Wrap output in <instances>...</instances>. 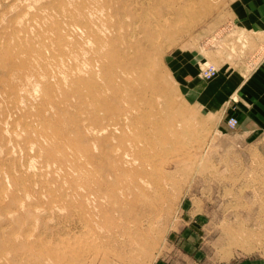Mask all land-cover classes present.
I'll list each match as a JSON object with an SVG mask.
<instances>
[{"label": "rangeland", "instance_id": "obj_1", "mask_svg": "<svg viewBox=\"0 0 264 264\" xmlns=\"http://www.w3.org/2000/svg\"><path fill=\"white\" fill-rule=\"evenodd\" d=\"M55 1L0 0V264L264 260V130L244 138L235 132L237 126L223 129L218 116L206 113L189 94L187 68L186 77L182 73L188 65L209 81L201 76L206 64L217 73L220 65L244 73L255 66L264 50V32L246 36L234 27L244 9L239 0H106L113 25L102 65L106 60L117 70L140 63L142 68L129 77L123 98L104 93L110 103L100 105L96 119L85 84L80 96L67 82V89H59L57 83L74 70L72 60L64 68L23 61L36 50L50 55L47 43L53 45L60 36L70 40L63 53L82 48L77 64L92 62L81 23L68 12L59 13L64 5L83 8L90 0ZM44 83L52 87L48 93ZM125 115L126 132L113 131ZM42 125L54 138L23 132ZM14 129L20 135H12ZM138 178L148 183L136 186ZM86 189L89 198L79 195ZM93 195L101 199L91 201Z\"/></svg>", "mask_w": 264, "mask_h": 264}, {"label": "bare ground", "instance_id": "obj_2", "mask_svg": "<svg viewBox=\"0 0 264 264\" xmlns=\"http://www.w3.org/2000/svg\"><path fill=\"white\" fill-rule=\"evenodd\" d=\"M43 0H41V2H42ZM58 1V0H57ZM57 1H55V2H57ZM78 1V0H77ZM100 1V0H99ZM98 0H90L89 2H88V0H86V2H88V3H90V4H87L86 6H84L83 8H82V4H81V6L80 5H78V6H76L75 8H73V9H69L68 7H67V5H64V7H65V9L64 10H61V12H59V13H61L62 15H64V14H68L69 16H70V14H71V17H72V19L74 18L75 20H77L76 22L77 23H81V25L83 26L82 27V29H83V32H84V34H86V40H85V43H86V46L89 48V47H91V49H92V51H91V53H93V57H92V62H90L89 63V65L87 66L86 64V66H83L80 62H79V64H77V58H78V55L80 56V54H81V51H82V48H76L75 49V47L74 46H72V47H74V49H72L71 51H66V52H62V49H64V47L65 46H67L68 44H70V40L67 38V37H60V36H57V40H56V42H54V44L52 45V43L50 42V44H48L47 43V47L51 50V53H50V55H48V56H44L43 55V53H41V52H39L38 54H37V50H36V54H35V52H34V54L32 53V54H28L24 59L25 60H23L24 62H26V61H28V62H30V65H32V63H34V65H35V62H37V60H39L40 62L41 61H43L44 60V66H46V64L47 65H49V66H47V67H50L51 65H52V68H53V66H54V68H56L55 66H57V65H60L61 66V68L63 67L64 68V66H65V64L67 63V60L68 59H70V60H72V62H73V69L74 70H66L67 72L66 73H68L67 74V76L66 75H64L63 77H65L64 79L63 78H61V74L59 75V73H58V75L60 76H58L59 78H61V79H63V82H62V80L61 81H59V82H61V83H57V84H59V89H64V88H68L67 87V83H68V85L71 87V91H73V88H77V89H79V90H74V93L73 94H76V95H82V93H83V91H81L80 90V87L82 88V84H85V87L87 88V92H86V94L88 93L92 98H93V101H94V106H95V108H94V110H93V115L95 114L96 116L94 117L95 119L99 116V110H102L101 108H100V105L101 104H109L110 102H107V99H106V95L104 94L105 92H107L108 90H110V91H112L113 92V95L115 96L114 97V100H116V99H121V98H123L124 97V93L126 92V91H128L129 90V86H130V81H129V77L133 74V72L135 71V69H137V67L138 68H140V66H141V68H142V63H140V64H138L134 69H130L129 68V65L128 66H122L121 65V69H119V70H117L118 69V67H117V69L116 68H113L114 66H116V65H110V64H108L107 62H106V60H105V65H102V63H101V57L102 58H104V57H106V56H103V55H101V54H106L107 52H106V47H108L107 46V41L108 40H106V38L108 37L107 36V34H108V31L110 30L109 29V26H111V25H113L112 24V22H111V20H112V17L111 16H113V15H110L111 14V12H109L108 11V9L109 8H107V3H106V0H103L102 2H99ZM40 2V1H39ZM54 2V1H53ZM59 2V1H58ZM65 1H63V3H64ZM83 2H84V0H83ZM82 2V3H83ZM30 3V2H29ZM46 3V2H45ZM68 3V2H67ZM76 3H78V2H76ZM85 3V2H84ZM37 4V3H36ZM86 4V3H85ZM98 4V5H97ZM38 5H39V3H38ZM42 5V4H41ZM48 5H50V4H48ZM93 5H94V7H93ZM30 6V5H29ZM28 6V7H29ZM73 6V5H72ZM31 7V6H30ZM30 7L29 8H27V11H28V9L30 10ZM48 7H50V6H48ZM48 7H46L45 9H47ZM60 7V6H59ZM39 8H41V7H39ZM32 9V8H31ZM43 10H44V8H42ZM53 8H50V11L52 10ZM61 9V8H60ZM106 10V12H104L103 10ZM48 10V9H47ZM99 10V11H98ZM23 11H24V8H23ZM22 11V12H23ZM26 11V10H25ZM25 11H24V13H25ZM27 11H26V13H27ZM49 11V10H48ZM104 12V16L105 17H102V15H101V12ZM108 11V12H107ZM41 12H43V11H41ZM47 12V11H46ZM68 12V13H67ZM52 13V12H51ZM22 14V13H21ZM32 14V13H31ZM42 14H44V12L42 13ZM46 14V13H45ZM55 14V13H54ZM54 14H53V20H54ZM58 14V13H57ZM33 15V14H32ZM36 16V15H35ZM38 16V15H37ZM49 16V15H48ZM57 16H59V15H57ZM19 17H20V15H19ZM26 18H27V15L25 16ZM42 17V16H41ZM50 17V16H49ZM64 17V16H63ZM67 17V16H66ZM111 17V18H110ZM40 18V17H39ZM43 18H44V16H43ZM51 18V17H50ZM58 18H60V17H58ZM68 18H70V17H68ZM15 19V18H14ZM20 19H21V17H20ZM23 19V18H22ZM114 19V18H113ZM24 20H25V18H24ZM28 20V19H27ZM36 20H38V18L37 19H35V21ZM48 20V19H47ZM52 20V19H51ZM61 20V19H60ZM70 19H68V21H69ZM15 21V20H14ZM17 21H19V24H20V20L18 19ZM16 21V22H17ZM23 21V20H22ZM34 21V20H33ZM46 21V20H45ZM116 21V20H115ZM16 22H15V24H16ZM27 22V21H26ZM26 22H25V25H26ZM51 22V21H50ZM64 22V21H63ZM75 22V23H76ZM14 23V22H13ZM28 23V22H27ZM43 23V22H42ZM45 23V22H44ZM65 23V22H64ZM74 23V21L72 22V24L71 25H74L73 24ZM18 24V26H20ZM66 24H67V22H66ZM17 25V24H16ZM44 25H46V24H44ZM80 25V26H81ZM24 26V25H23ZM42 26V25H41ZM61 26V25H60ZM68 26V25H67ZM66 26V27H67ZM78 26V25H77ZM104 26V27H103ZM117 26V25H116ZM39 28H40V26H38ZM21 28V27H20ZM24 28V27H23ZM26 28V27H25ZM33 28V27H32ZM57 28V27H56ZM65 28V27H64ZM120 28V27H119ZM19 29V28H18ZM29 29V28H28ZM59 29V28H58ZM76 29V28H75ZM79 28H77V30H78ZM81 29V28H80ZM127 29V28H126ZM27 30V29H26ZM70 29H68V31H69ZM77 30H75V31H77ZM44 31H45V28H44ZM65 31V30H64ZM72 31V30H71ZM12 32V31H11ZM17 32H18V30H17ZM16 32V33H17ZM19 32H20V30H19ZM70 32V31H69ZM110 32V31H109ZM15 33V32H14ZM21 33V32H20ZM25 33V32H24ZM38 33V31H36V33L35 34H37ZM66 33V32H65ZM64 33V34H65ZM73 33V32H72ZM26 34V33H25ZM111 34V33H110ZM127 34V33H126ZM13 35V34H12ZM15 35V34H14ZM17 35V34H16ZM66 35H67V33H66ZM73 35V34H72ZM72 35H71V37H72ZM26 37H27V35H25ZM30 36V35H29ZM7 37V36H6ZM48 37V36H47ZM60 37V38H59ZM81 37H82V35H81ZM18 38V37H17ZM20 38H21V36H20ZM22 38H23V36H22ZM37 38V37H36ZM52 38H53V36H52ZM80 38V37H79ZM10 39V38H9ZM25 39V38H24ZM50 39V38H49ZM26 40V39H25ZM48 40V39H47ZM71 40H73V38L71 39ZM10 41H12V40H10ZM17 41V40H16ZM16 41H15V44H16ZM37 41V40H36ZM51 41V40H50ZM9 42V41H8ZM13 42V41H12ZM21 42H23V40L21 39ZM48 42H49V40H48ZM117 42V41H116ZM115 42V43H116ZM32 43V42H31ZM56 43V44H55ZM91 43H93V46H91L90 44ZM122 43V42H121ZM14 44V45H15ZM11 45V44H10ZM25 45V44H24ZM30 45V44H29ZM32 45V44H31ZM82 45H84V43L82 44ZM90 45V46H89ZM121 45V44H120ZM13 46V45H12ZM21 46V45H20ZM26 46V45H25ZM53 46H57L59 49H60V53H56L55 52V49H57V47H53ZM78 46V45H77ZM110 46V45H109ZM126 46V45H125ZM1 47H3L2 45H1ZM5 47V46H4ZM11 47V46H10ZM31 47V46H30ZM9 48V47H8ZM85 48V47H84ZM129 48H131V47H129ZM128 48V49H129ZM30 49V48H29ZM28 49V50H29ZM90 49V50H91ZM11 50H12V48H11ZM15 50V49H14ZM23 50V49H22ZM34 50V51H35ZM44 50H46V48L44 49ZM43 50V51H44ZM125 50V49H124ZM16 51V50H15ZM17 51H18V49H17ZM64 51V50H63ZM84 51V50H83ZM86 51V50H85ZM107 51H109V49L107 50ZM119 51H120V49H119ZM21 52V51H20ZM23 52H24V50H23ZM31 52H32V50H31ZM45 52V51H44ZM62 52V53H61ZM124 52V51H123ZM13 53V52H12ZM15 53V52H14ZM27 53H28V51H27ZM48 54V53H47ZM90 54V53H89ZM89 54H87V55H89ZM15 55V54H14ZM23 55V54H22ZM25 55V54H24ZM23 55V56H24ZM114 55V54H113ZM12 56H13V54H12ZM91 56H92V54H91ZM117 56V55H116ZM129 56V55H128ZM127 56V57H128ZM130 56H131V54H130ZM130 56L128 57L129 58V60L131 59L130 58ZM137 56H139V55H137ZM5 57V56H4ZM16 57H18L17 55H16ZM107 58V57H106ZM111 58V57H110ZM127 58V59H128ZM33 59H36V61L34 62L33 61ZM109 59V58H108ZM12 60V59H11ZM14 60V59H13ZM104 60V59H103ZM123 59L121 58V61H122ZM17 61H18V59H17ZM83 61H84V59H83ZM87 61V60H86ZM112 61V60H111ZM120 60H119V62H121ZM12 62V61H11ZM45 62H46V64H45ZM69 62V61H68ZM116 62V61H115ZM125 62H130V61H125ZM19 63H20V60H19ZM85 63V62H84ZM88 63V62H87ZM113 63V62H112ZM13 63H11V65H12ZM38 63H36V65H37ZM80 64H81V66H80ZM123 64V63H122ZM14 65V64H13ZM67 65H68V67H69V64L67 63L66 64V66L65 67H67ZM38 67L40 66L39 64L37 65ZM43 66V67H44ZM118 66V65H117ZM12 67V66H11ZM58 67V66H57ZM134 67V66H133ZM16 68V67H15ZM60 68V69H61ZM39 69H40V67H39ZM46 69V68H45ZM144 69V68H143ZM142 69V70H143ZM14 70V69H13ZM31 70H33V71H35L34 69H31ZM47 70H50L49 68L48 69H46V71ZM39 71H42V70H39ZM45 71V72H46ZM53 71V70H52ZM57 71H58V69H57ZM137 71V70H136ZM145 71V70H144ZM9 73H10V69H9V71H8ZM45 72H43V73H45ZM37 73H38V70H37ZM36 73V74H37ZM61 73V72H60ZM141 73H142V71H141ZM140 73V75L138 76L139 78H141V80L143 81L145 78H143V73L141 74ZM54 74V73H53ZM64 74H65V71H64ZM139 74V73H138ZM85 75H86V77H85ZM10 76V75H9ZM40 76V75H39ZM43 76H45L44 74H43ZM46 76H47V73H46ZM53 76V75H52ZM57 76V75H56ZM55 76V77H56ZM48 77V76H47ZM46 77V78H47ZM49 77H50V73H49ZM39 78H42V77H39ZM146 79H148V78H146ZM211 79V78H210ZM40 80V79H39ZM54 80V79H53ZM52 80V82H54ZM56 80V79H55ZM134 80V79H133ZM43 81V80H42ZM57 82V81H56ZM64 82H67V83H65L66 84V86H64L63 87V84H64ZM136 82V81H135ZM137 83V82H136ZM39 84V83H38ZM45 84V83H44ZM64 84V85H65ZM134 84V83H133ZM56 86H58V85H56ZM39 88H40V86H38ZM43 87H44V91L46 92V93H48L49 91H50V88H52L50 85H48V84H45V85H43ZM43 87H42V89H43ZM70 87H69V89H70ZM15 88H16V86H15ZM39 88H38V90H39ZM131 88V87H130ZM23 89V88H22ZM84 89V88H83ZM133 89V88H132ZM131 89V90H132ZM35 90L37 91V88L35 87ZM55 90H58V89H56L55 88ZM65 90V89H64ZM63 90V91H64ZM85 90V89H84ZM68 91V90H67ZM66 91V92H67ZM78 91H80V92H78ZM82 92V93H81ZM85 92V91H84ZM24 93V92H23ZM33 93H35V92H33ZM39 93V92H38ZM65 93V92H64ZM109 93V92H108ZM79 95V96H80ZM20 98V97H19ZM18 98V99H19ZM38 98V97H37ZM62 98V97H61ZM111 98V97H110ZM76 99V98H75ZM23 100V99H22ZM20 101H21V99H20ZM14 103H12V105H13ZM47 104V103H46ZM15 105V104H14ZM84 105H85V103H84ZM92 105V106H93ZM93 106V107H94ZM53 109V108H52ZM44 112V111H43ZM47 114V113H46ZM88 115H89V113H88ZM44 118V117H43ZM42 121V120H41ZM123 122L120 124V125H117V123H116V125L115 126H113L112 127V130L113 131H117L118 129H119V132L121 133V134H124L125 132H126V126L124 125L125 123H127V121H128V116L127 115H125L124 116V120H122ZM238 122V121H237ZM37 123V122H36ZM42 123V122H41ZM2 124V123H1ZM16 124V123H15ZM29 124V123H28ZM3 125V124H2ZM17 125V124H16ZM15 125V126H16ZM37 125V124H36ZM228 125V124H227ZM29 126H31V124H29ZM26 127V126H25ZM35 127V126H34ZM51 127V126H50ZM12 128H15V127H12ZM16 129V128H15ZM15 129H14V131L12 132V135H20V133H17L16 131H15ZM29 130H27V131H23V132H25V135H30L31 136V134L30 133H32V134H34V135H38V136H44L45 137V139L46 138H48V139H52V138H54V136L49 132V129H46V127H44V125H42V127L41 128H31L30 129V127L28 128ZM89 130H90V128H88ZM111 130V131H112ZM6 131H7V129H6ZM10 131H12V129L10 130ZM22 131V130H21ZM91 131V130H90ZM115 131V132H116ZM92 132V131H91ZM93 132H95V131H93ZM60 135V134H59ZM18 138H20L21 139V137H19L18 136ZM37 138V137H36ZM46 143V142H45ZM33 144V143H32ZM50 145V144H49ZM30 146H31V144H30ZM34 147H36L37 148V146H35L34 145ZM45 148V147H44ZM38 152V151H37ZM43 152V151H42ZM70 152V151H69ZM41 155V154H40ZM42 156V155H41ZM40 157V156H39ZM43 157V156H42ZM29 159V158H28ZM32 160V159H31ZM31 160H30V162H31ZM30 162H28V163H30ZM31 163H34L35 164V162H31ZM33 165V164H32ZM31 165V166H32ZM36 165V164H35ZM37 165H39L38 163H37ZM30 166V165H29ZM34 166V165H33ZM40 166V165H39ZM44 166V165H43ZM42 167V166H41ZM27 168V167H26ZM31 168V167H30ZM47 168H52L51 166L49 167V165H48V167ZM56 168H59V167H56ZM56 168H52V170H56ZM27 170V169H26ZM38 170V169H37ZM39 171V170H38ZM40 172V171H39ZM41 173V172H40ZM45 173V172H44ZM31 174V173H30ZM29 174V175H30ZM56 174V173H55ZM14 175V174H13ZM36 176V174L34 175V177ZM60 176V175H59ZM40 177V176H39ZM61 177V176H60ZM43 178V177H42ZM59 178V177H58ZM45 179H47L46 177H45ZM60 179V178H59ZM29 180V179H28ZM43 180V179H42ZM137 181H135L134 182V184L137 186H139V182H142V183H148V181H146L145 179H143V178H138V179H136ZM24 181V180H23ZM44 181H46V180H44ZM41 182V181H40ZM29 183V182H28ZM35 183V182H34ZM42 183V182H41ZM46 183H47V181H46ZM18 184V183H17ZM30 184V183H29ZM37 184V183H36ZM45 184V183H44ZM23 185H24V183H23ZM32 185V184H31ZM35 185V184H34ZM84 185V184H83ZM80 186H82V185H80ZM18 187V186H17ZM25 187H26V185H25ZM41 187H42V185H41ZM29 189V188H28ZM34 189V188H33ZM88 189V188H87ZM86 189V190H87ZM19 190V189H18ZM25 190H27L26 188H25ZM48 190V189H47ZM70 190V189H69ZM30 191V190H29ZM71 191H73V190H71ZM78 190H76V192H77ZM89 190H87V192H88ZM3 192V191H2ZM18 192V191H17ZM22 194H23V192L22 191H20ZM36 192V191H35ZM47 192V191H46ZM87 192H84V193H79V195H83L84 194V196H87V198H89V196L92 194L90 191L87 193ZM48 193V192H47ZM52 193V192H51ZM86 193V194H85ZM1 194V193H0ZM40 194V193H39ZM76 194V193H75ZM74 194V195H75ZM3 196H4V194H2ZM26 195H27V193H26ZM72 195V194H71ZM74 195H72V196H74ZM39 196V195H38ZM83 196V197H84ZM97 196V195H96ZM95 195H93V200H91V201H94V200H97V198L99 199V197H96ZM50 199V198H49ZM86 199V198H85ZM101 199V198H100ZM99 199V200H100ZM21 200V199H20ZM52 200V199H51ZM18 202V201H17ZM90 202V201H89ZM19 205H21V203H19ZM36 206V205H35ZM34 206V207H35ZM35 209H37V208H35ZM12 213V212H11ZM8 214H10V212L8 213ZM11 215V214H10ZM89 229V228H88ZM35 230V229H34ZM89 232V231H88ZM29 233V232H28ZM90 233V232H89ZM79 234V233H78ZM84 234V233H83ZM29 235V234H28ZM81 235V234H80ZM86 235V234H85ZM27 236V235H26ZM30 236V235H29ZM29 236H28V238H29ZM69 236V235H68ZM75 236V235H74ZM84 236V235H83ZM91 236H92V238H93V236H95V234L94 235H92L91 234ZM65 237V236H64ZM67 237V236H66ZM79 237L80 236H78V239H79ZM85 237V236H84ZM61 238V237H60ZM63 238V237H62ZM61 238V239H62ZM81 238H82V236H81ZM86 238V237H85ZM96 238V237H95ZM95 238H93V240H95ZM67 239V238H66ZM69 239V241H70V238H68ZM74 239V238H73ZM86 240H88V239H86ZM62 241V240H61ZM67 241V240H66ZM75 241V240H74ZM73 241V242H74ZM50 242V241H49ZM79 242H80V240H79ZM88 242V241H87ZM86 242V243H87ZM101 242V241H100ZM67 243V242H66ZM77 243V242H76ZM82 243V242H81ZM89 243L90 242H88V245H89ZM56 244L58 245H61L60 243H58V242H56ZM56 244H55V246H56ZM80 244V243H79ZM95 244V243H94ZM68 245V244H67ZM69 245H70V243H69ZM68 245V246H69ZM76 245V244H75ZM84 244L82 243V246H83ZM64 246H65V244H64ZM77 246V245H76ZM75 246V248H78V247H76ZM45 247V246H44ZM58 247V246H57ZM72 248H74V246L72 245L71 246ZM79 248H80V246H79ZM83 248V247H82ZM59 249V248H58ZM58 249H56L57 251H58ZM65 249V248H64ZM56 250H54V251H56ZM66 250V249H65ZM74 250V249H73ZM56 251V252H57ZM62 251V250H61ZM55 252V253H56ZM63 252V251H62ZM54 253V254H55ZM20 254V253H19ZM8 256V255H7ZM57 256V255H56ZM9 257V256H8ZM57 257H59V256H57ZM56 257V258H57ZM63 257V256H62ZM40 258V257H39ZM61 259V258H60ZM78 259V258H77ZM8 260V259H7ZM61 260H64V259H61ZM6 261V260H5ZM12 261H13V259H12ZM16 262H17V260H16ZM44 262H46V260L44 261ZM44 262H42L43 264H44ZM53 262V261H52ZM57 262V261H56ZM15 263V262H14ZM11 264V263H10Z\"/></svg>", "mask_w": 264, "mask_h": 264}, {"label": "crops", "instance_id": "obj_3", "mask_svg": "<svg viewBox=\"0 0 264 264\" xmlns=\"http://www.w3.org/2000/svg\"><path fill=\"white\" fill-rule=\"evenodd\" d=\"M240 5L244 9L239 10L234 27L244 35L264 32V0H239V9L242 8ZM261 54L255 66L245 72L246 75L242 68L230 71L220 65L216 76L204 81L198 76L197 69L195 71L188 65L182 68V73L186 68L190 72L186 82L189 94L196 98L204 111L218 116L223 129H230L226 118L234 115L238 120L234 131L244 138L264 130V50ZM236 264H264V260H243Z\"/></svg>", "mask_w": 264, "mask_h": 264}, {"label": "built area", "instance_id": "obj_4", "mask_svg": "<svg viewBox=\"0 0 264 264\" xmlns=\"http://www.w3.org/2000/svg\"><path fill=\"white\" fill-rule=\"evenodd\" d=\"M217 73V69L213 64H206L201 69V76L204 79H210L214 77ZM227 124L230 129H234L237 126V118L234 115H231L227 118Z\"/></svg>", "mask_w": 264, "mask_h": 264}]
</instances>
